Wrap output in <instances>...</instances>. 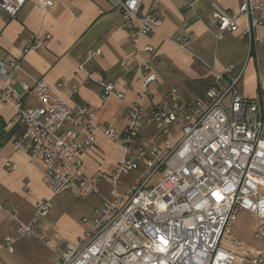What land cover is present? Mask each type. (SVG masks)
Listing matches in <instances>:
<instances>
[{
	"label": "built area",
	"instance_id": "built-area-1",
	"mask_svg": "<svg viewBox=\"0 0 264 264\" xmlns=\"http://www.w3.org/2000/svg\"><path fill=\"white\" fill-rule=\"evenodd\" d=\"M27 1L0 0V9L16 17ZM108 1L120 11L134 49L132 58L121 65L140 73L142 96L150 97L158 81L149 65L156 55L140 42L162 26L157 16L159 1L152 0L145 15L141 13L145 0ZM197 1L185 0V5L192 7ZM54 4V0L39 1L44 13ZM214 7L216 41L226 33L239 32L238 20L243 17L246 28L239 38L247 42V60L252 58L261 42L258 29L264 24V0H241L238 13L233 14ZM189 43L183 37L178 44L187 49ZM142 53L150 59L142 61ZM101 54V50L89 52L90 58ZM197 59L215 78L203 98L188 100L172 89L148 108L138 102L128 110L123 130L98 126L94 112L75 108L62 94L65 82L35 81L32 87L21 83L38 103L37 108L25 107L15 87L19 76L25 75L21 61L0 60V100L16 110L26 128L15 149L25 148L43 166V181L52 194L38 204L30 223L19 222L18 237L8 234L0 241V251L14 252V244L26 236L48 243L39 223L52 210L53 198L70 193L87 199L99 193L103 181L111 186V197L96 209L92 220H84L91 224L84 239L66 244L55 264H236L242 243L233 238V232L242 211L258 217L256 236L264 241V94L252 99L242 95L246 64L219 69L216 58L212 62ZM103 87L105 97H124L113 83ZM78 117L89 126L82 142L75 130H62L65 122ZM146 126L162 136L161 145L141 139ZM96 132L119 143L124 157L112 173L88 176L81 155L93 145ZM131 173L138 177L122 192V177ZM241 255L250 264H264V252Z\"/></svg>",
	"mask_w": 264,
	"mask_h": 264
},
{
	"label": "crops",
	"instance_id": "crops-1",
	"mask_svg": "<svg viewBox=\"0 0 264 264\" xmlns=\"http://www.w3.org/2000/svg\"><path fill=\"white\" fill-rule=\"evenodd\" d=\"M39 1L28 0L16 17L0 9V60L21 61L25 75L19 76L15 87L27 108H37L38 103L21 83L32 87L35 81L50 85L65 82L62 94L75 108L94 112L98 126L123 130L128 110L138 102L148 108L152 101L165 99L172 89H178L188 100L203 98L214 86L215 78L197 57L207 62L216 58L219 69L246 64L240 84L242 95L252 99L264 94V24L258 29L261 42L257 53L248 60L247 42L239 38L246 28L243 17L238 20L239 32L226 33L219 42L214 37L218 30L214 5L233 14L238 13L241 0H198L192 7H187L185 0H158L157 16L162 26L140 42L141 47H152L156 55L149 64L158 79L150 97L142 96L140 73L121 65L122 60L132 58L134 49L120 11L108 0H54L48 13L40 9ZM151 3L145 0L143 15ZM183 37L190 40L187 49L178 44ZM95 50L102 54L90 58L89 52ZM149 59V54H141L142 61ZM104 83L115 84L124 97H105ZM88 128V122L79 117L62 125V130H75L80 142L86 139ZM25 130L16 110L0 100V241L8 234L18 237L19 222L30 223L38 204L52 197L43 181V166L25 148L15 149ZM141 139L152 145L163 141L153 126L144 128ZM123 157L119 143L96 132L93 145L81 155L83 171L88 176L99 171L112 173ZM11 164L16 167L11 168ZM137 177L138 173L124 175L119 189L127 191ZM110 197L111 186L105 181L100 183L99 193L87 199L70 193L54 197L52 210L39 223L48 243L33 236L22 237L14 244V252L0 251V264H55L66 244H78L84 239L91 225L84 220H92L96 209ZM238 217L233 238L242 243V248L236 264H250L241 254L264 252V241L256 236L260 220L247 211ZM245 218H251L254 224L246 238L241 234Z\"/></svg>",
	"mask_w": 264,
	"mask_h": 264
},
{
	"label": "rangeland",
	"instance_id": "rangeland-1",
	"mask_svg": "<svg viewBox=\"0 0 264 264\" xmlns=\"http://www.w3.org/2000/svg\"><path fill=\"white\" fill-rule=\"evenodd\" d=\"M160 178V174H158L157 178H156V181ZM239 218V217H238ZM238 222V221H237ZM236 222V223H237ZM235 223V225H236ZM253 220L251 218H245L244 221H243V224H242V228H241V234L243 237H247L248 235H250V230L253 226Z\"/></svg>",
	"mask_w": 264,
	"mask_h": 264
}]
</instances>
